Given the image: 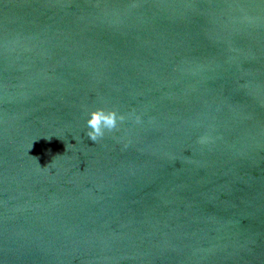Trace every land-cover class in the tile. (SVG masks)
I'll use <instances>...</instances> for the list:
<instances>
[{
	"label": "water",
	"instance_id": "1",
	"mask_svg": "<svg viewBox=\"0 0 264 264\" xmlns=\"http://www.w3.org/2000/svg\"><path fill=\"white\" fill-rule=\"evenodd\" d=\"M0 264H264V0H0Z\"/></svg>",
	"mask_w": 264,
	"mask_h": 264
},
{
	"label": "clouds",
	"instance_id": "2",
	"mask_svg": "<svg viewBox=\"0 0 264 264\" xmlns=\"http://www.w3.org/2000/svg\"><path fill=\"white\" fill-rule=\"evenodd\" d=\"M137 123H141V117H135ZM126 120L123 113H118L115 109H105L97 107L91 110L87 119V132L86 136L93 142L103 139L107 134L119 130V126ZM210 142L208 136H201L198 138V143L206 144Z\"/></svg>",
	"mask_w": 264,
	"mask_h": 264
}]
</instances>
